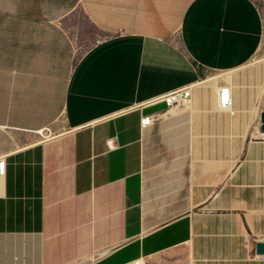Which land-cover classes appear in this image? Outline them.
I'll list each match as a JSON object with an SVG mask.
<instances>
[{"label": "crops", "instance_id": "obj_1", "mask_svg": "<svg viewBox=\"0 0 264 264\" xmlns=\"http://www.w3.org/2000/svg\"><path fill=\"white\" fill-rule=\"evenodd\" d=\"M262 28L254 0H0V264H264V82L230 113L208 80Z\"/></svg>", "mask_w": 264, "mask_h": 264}, {"label": "built area", "instance_id": "obj_2", "mask_svg": "<svg viewBox=\"0 0 264 264\" xmlns=\"http://www.w3.org/2000/svg\"><path fill=\"white\" fill-rule=\"evenodd\" d=\"M190 95H191V88L189 86L174 89L165 94H162V95L154 97L153 99H150L148 103L144 105L143 107L164 102L166 105V109L164 111H167L170 108L174 107L175 105L182 103L183 101L189 99ZM217 101H218L219 108L232 113L231 111L232 97H231L230 89L224 88V87L219 88L217 92ZM156 113L143 115V117L140 118V126L144 128L150 125V123L153 121V116ZM131 264H141V263L139 262V260H136L132 262Z\"/></svg>", "mask_w": 264, "mask_h": 264}, {"label": "rangeland", "instance_id": "obj_3", "mask_svg": "<svg viewBox=\"0 0 264 264\" xmlns=\"http://www.w3.org/2000/svg\"><path fill=\"white\" fill-rule=\"evenodd\" d=\"M254 2L260 11L263 21L260 46L257 52L244 66L231 72V76L233 74L239 73L248 79L264 82V0H254ZM223 73L224 71H218L214 74L217 76Z\"/></svg>", "mask_w": 264, "mask_h": 264}, {"label": "water", "instance_id": "obj_4", "mask_svg": "<svg viewBox=\"0 0 264 264\" xmlns=\"http://www.w3.org/2000/svg\"><path fill=\"white\" fill-rule=\"evenodd\" d=\"M165 109H166L165 103L161 102V103H157L154 105H148V106L143 107L141 109V113L143 115H146V114H151V113H156V112H162ZM260 123H261L260 131L264 132V111L260 113ZM255 246H256L257 254L259 255L264 254V242H256Z\"/></svg>", "mask_w": 264, "mask_h": 264}, {"label": "bare ground", "instance_id": "obj_5", "mask_svg": "<svg viewBox=\"0 0 264 264\" xmlns=\"http://www.w3.org/2000/svg\"><path fill=\"white\" fill-rule=\"evenodd\" d=\"M233 70H227V71H224L223 74H220V75H217V76H213L212 78L208 79L210 81H212V84H214L217 89L219 88H228L230 89L231 88V72ZM218 92V90H217ZM190 100V99H189ZM189 109V108H188ZM172 110V109H171ZM191 110V109H190ZM259 241V240H258ZM258 257V255H257ZM259 258V257H258ZM140 262V261H139ZM143 263V262H142ZM141 263V264H142Z\"/></svg>", "mask_w": 264, "mask_h": 264}]
</instances>
